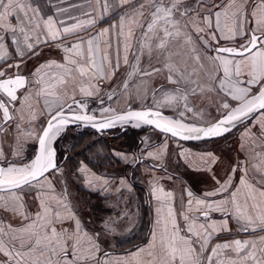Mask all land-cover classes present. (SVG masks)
<instances>
[{"label": "snow or ice", "instance_id": "obj_1", "mask_svg": "<svg viewBox=\"0 0 264 264\" xmlns=\"http://www.w3.org/2000/svg\"><path fill=\"white\" fill-rule=\"evenodd\" d=\"M46 3L48 0H0V31L5 34L0 35V60L9 56L5 43L7 34L13 38L16 54L23 58L25 50L38 55L35 48L41 42L47 43L49 38L56 41L62 35H76L96 23L95 19H90L68 25L65 20L45 13ZM96 4L105 14L111 8L109 0H96ZM126 5L130 7L110 28L86 40L81 38L70 46L65 45L63 64L49 61L40 65L33 72L32 80L18 73L8 76L6 71H0V136L15 122L17 146L11 153L13 157L20 156L22 141L26 143L32 139L38 143L34 158L20 163L8 162L0 146V193L8 196L5 199L0 195V208L24 221L19 227L11 224L5 227L0 222V264H113L111 260L98 258V237L89 236L82 229L80 220L66 202V193L60 197L42 195L55 193L47 176L60 171L53 141L68 124L79 121L103 130L135 122L136 127L153 125L173 138L200 140L222 136L252 113L260 114L258 133L246 128L242 134V141L246 137L251 140L250 153L222 183L217 180L219 187L206 192L204 197H194L190 190L187 191L189 199L186 210L181 213L186 232L181 234L177 224L170 203L173 194L154 185L153 196L159 203V237L154 231L147 248L138 249L130 258L116 264H264V235L259 240L235 239L218 243L209 251V240L217 231V225L215 222L197 223L201 217L207 221L210 213L217 212L234 219L240 231L264 233V0H118L116 6ZM12 18L16 24L11 23ZM137 29L140 31L138 37ZM113 30L118 45L114 57L109 51L111 41L101 42V37ZM133 40L135 64L131 65L129 77L152 76L164 69L169 83L185 87L158 90L163 91L162 99H157L154 92L153 107L144 110L116 113L105 108L100 119L89 115L85 111L87 103L78 100L77 93L90 97L99 91L96 81L115 74L121 64V41L123 63L128 64L127 53ZM199 49H203V54ZM144 55L149 60L155 56L159 67L140 68ZM186 58L195 64L192 71L187 70ZM181 64L185 65L183 70ZM12 67L14 65L10 64L9 68ZM53 68L57 71L45 73V69ZM123 86L127 88V79ZM26 88L28 90L21 96L17 95ZM208 92L220 97L219 118L211 123L187 122L186 113L197 115L189 103V96ZM41 99L47 119L36 130L31 128L36 119L31 101L39 103ZM17 101L19 108L15 106ZM180 101H183L180 119L163 114L162 108L174 109ZM26 108L28 120H25ZM25 123L29 125L27 130L22 127ZM244 149L242 142L241 150ZM165 150L166 144L161 152L148 151L147 155L159 160ZM208 155L214 163L215 157ZM238 170L242 174L238 184H233L232 176ZM24 188L37 189L39 210L34 215L23 211L22 198L15 194ZM211 197L220 198L208 199ZM219 229L229 230L227 219L220 223Z\"/></svg>", "mask_w": 264, "mask_h": 264}, {"label": "crops", "instance_id": "obj_2", "mask_svg": "<svg viewBox=\"0 0 264 264\" xmlns=\"http://www.w3.org/2000/svg\"><path fill=\"white\" fill-rule=\"evenodd\" d=\"M109 3L111 8L105 14L102 13L101 8L96 4V0H48V3L43 6V11L48 15H53L58 20H65L68 25L95 19V25L86 26L87 30H80L76 35H62L56 41H52L49 38L47 43L41 42L35 48V53H38V55L25 50L23 58L16 54V45L12 43L13 38L11 34H7L5 43L9 56L4 60H0V71H6L8 76H14L18 73L32 80L33 72L40 65L49 61L63 64L65 56L63 48L65 45L70 46L81 38L86 40L103 29L110 28L111 25L118 22L119 17L130 7L129 5L117 7L118 0H109ZM69 17H72V19H69ZM11 23H17L15 18L11 19ZM0 35L5 34L0 31ZM139 35L140 31L137 29L136 36L138 37ZM109 40L112 45L109 51L114 57L118 46L115 30L101 37L102 44ZM239 42L243 41L240 40ZM221 43L226 44L224 41H221ZM226 46L232 45L227 44ZM119 49L121 55L120 67L109 79L95 82L99 87V91L90 97H84L77 93L76 98L87 103L85 111L94 113V108L100 104H107L115 112L126 110L128 107H153L154 92H156L157 99H162L163 91L158 90L172 91L177 87L181 89L185 87L183 84L175 85L169 83L166 79L167 70L164 69L152 76L142 77L136 74L129 77L128 73L132 71L131 65L135 64V40H133L132 46L127 53L128 64L123 63L122 41L119 44ZM199 50L203 54V49ZM10 64L14 65V67L9 68ZM17 64L19 65L18 68L15 67ZM151 66L159 67L155 56L151 60H149L147 55L142 56L139 67L150 69ZM184 67L185 65L181 64L182 70ZM186 67L188 71H192L195 69V64L191 59L186 58ZM55 71H57L55 68L51 70L45 69V73ZM193 78L195 79L196 77ZM126 79L128 86L125 89L123 85ZM200 80L204 81L203 75L200 76ZM28 87H31V85ZM27 90L28 88L21 89L17 95L21 96ZM68 93L71 95V87H69ZM110 96L111 99H109ZM122 97L128 99H124L127 106L123 110L117 107L119 103L124 102ZM206 97L213 98L215 104L212 106V103H205L206 100L204 98ZM189 103L194 108V111H196L197 107L204 104L210 107L208 108L210 111H218L217 107L220 104V97L214 92H208L203 95L197 94L189 96ZM31 104L36 113V119L31 124V128L39 130L40 125L44 124L47 119L43 99L39 103L36 100H32ZM15 106L17 108L20 107L19 101L16 102ZM161 110L172 115L183 110V101H180L174 109L162 108ZM259 115L258 113L249 122L237 127L228 134L214 140L212 139L211 142L208 140V143L204 144L198 142L185 143L164 134L157 137L152 133L144 134L142 131L137 146L131 149L110 150V156H108L106 161L109 165L103 166L101 169L94 167L87 161H81L77 165L76 170L73 171L69 164L64 163L67 158L65 156L58 167L60 171H53L47 175L48 180L51 181L55 189V193L45 192L42 195L60 197L66 193V202L69 204L70 210L80 220L82 229L89 236L98 237L97 243L100 246V252L97 254L98 258L100 260H111L113 264H116L118 261L130 258L131 254L138 249L147 248L154 231L159 237L161 231V227L157 224L159 203L153 196L152 189L154 185L163 188L165 192L173 194L170 203L176 213L177 224L182 230L181 234L186 232L181 213L186 210L187 200L189 199L187 191L190 190L194 197L202 198L206 192L213 191L219 187L216 181L219 180L222 183L231 174V170L237 167L238 163L243 161L246 155L250 153L251 140L246 137L242 141V134L246 128L251 129L253 133H258ZM173 116L177 115L173 114ZM29 118V112L26 108L25 120ZM22 127L27 130L29 125L25 123ZM65 129L67 130L68 128ZM148 131H153V129ZM64 134L66 132H62L58 138ZM15 136V122H12L8 131L3 136H0V146L3 147V151L8 157V162L25 158L29 147L31 148L35 144L37 146L35 140L28 139L26 143L22 141L20 156L13 157L11 153L13 148L17 146ZM151 136L154 138H151ZM55 142L53 143L54 145ZM70 142L71 140H63L62 146L67 149L71 146ZM242 142L245 145L244 150H241ZM256 143L259 144V141L257 140ZM165 144L166 150L163 151L161 159L158 160L147 155L148 151H152L154 154L161 152ZM182 152L184 153L183 156L181 155ZM208 154L215 157L214 163L211 162ZM241 174L239 170L235 172L232 176L233 184H238ZM79 189H81V192ZM15 194L22 198L23 211L26 214L34 215L39 210V200L36 198L37 189L29 190L24 188L22 191L17 190ZM92 194L96 203L90 205L87 195ZM0 195L8 199L6 193H0ZM219 198L211 197L208 199ZM144 208L148 214L143 217ZM189 215H193V213H189ZM225 219L228 221V231L219 229L220 223ZM141 220H147L148 229L144 233L143 231L138 232ZM0 222L5 227L8 224L13 227H19L24 221L12 212L0 208ZM213 222L217 225V231L212 234L209 240V251L218 243L222 244L235 239L259 240V237L264 235L258 230L256 233L240 231L239 225L234 219L225 217L217 212L210 213V218L207 221L203 217L197 221L198 224L204 223L206 225ZM105 253H107V256H105Z\"/></svg>", "mask_w": 264, "mask_h": 264}, {"label": "trees", "instance_id": "obj_3", "mask_svg": "<svg viewBox=\"0 0 264 264\" xmlns=\"http://www.w3.org/2000/svg\"><path fill=\"white\" fill-rule=\"evenodd\" d=\"M143 131L142 128L135 129L131 127H116L108 132L105 133H98L92 129H83L82 132L78 133L74 136V140H71V146L65 149L62 146V141L67 139V135H62L58 140L55 142V148L57 149L58 154V162H62L65 156H67L66 162L70 165L73 171L76 170L77 165L81 161H87L88 163L92 164L94 167L101 169L103 166H108L109 164L106 163L108 160L107 158L101 157V154L96 151L97 144L104 146L107 150L108 154L112 149H124L128 148L131 149L138 145V141L140 140V133ZM91 135H90V134ZM98 136L101 140L93 141L91 137L84 138V136ZM94 149V150H93ZM107 156H110L107 155ZM103 158V159H102ZM88 201L90 205H93L94 202V195H87ZM147 211L145 208L143 209V217L147 216ZM146 222V223H145ZM138 232L143 231L146 232L148 229L147 220H141V225L138 227ZM142 239V237H141Z\"/></svg>", "mask_w": 264, "mask_h": 264}, {"label": "rangeland", "instance_id": "obj_4", "mask_svg": "<svg viewBox=\"0 0 264 264\" xmlns=\"http://www.w3.org/2000/svg\"><path fill=\"white\" fill-rule=\"evenodd\" d=\"M124 99H126V100H128L127 98H124V97H122V100H124ZM205 100H206V102L205 103H207V102H209V103H212L211 105L213 106L215 103H214V100H213V98H210V97H206V98H204ZM212 99V101L210 102V100ZM126 100H124V102H122V103H119V105L117 106L119 109H125V107L127 106L126 104H125V101ZM136 103V102H135ZM208 104V103H207ZM207 104H204L203 106H199V107H197V109H196V113H197V115H193L192 113H186V119H187V122H195V123H197V124H203V123H210L212 120H214V119H216V118H219V112L218 111H210V109H208V108H210ZM105 108H108V109H110V107L107 105V104H100L99 106H96L94 109V114H101V111H102V109H105ZM217 108H219V107H217ZM182 109V108H181ZM121 111V110H120ZM181 111H183V110H181ZM179 112L180 111H178V112H175V113H173L174 115H177V116H173V114L170 116V117H172V118H176V119H180L181 117L179 116ZM172 113V112H171ZM134 124H135V122H129V123H127V124H119L118 126L119 127H131V128H135V129H140V128H142L143 129V133L144 134H148V133H152V134H154L155 136H157V137H159L161 134H163V133H161V132H159V131H157L156 129H154V128H151V127H148V126H145L144 124H141L139 127H136V126H134ZM151 129H153V131H148V130H151ZM82 128H80V127H70V128H68L67 130L65 129V131H63V132H66V134L65 135H67V139H65V140H74V136H76L78 133H80V132H82ZM90 134V133H89ZM91 135V134H90ZM59 137V136H58ZM57 137V138H58ZM86 137H88L89 139H90V137H91V139L90 140H92L91 142H93V141H98V140H101L98 136H87V134L84 136V138H86ZM57 138L55 139V140H57ZM151 138H154V137H152L151 136ZM214 140V139H213ZM216 140H219V139H216ZM212 140H210L209 142H211ZM55 142V141H54ZM53 142V143H54ZM198 143H200V144H204V143H208V141H203V142H198ZM94 150V149H93ZM35 151H36V144L33 146V147H29V149H28V152L26 153V155H25V158H23V159H16V160H13L12 162H16V163H20V162H29L31 159H32V156H33V154L35 153ZM96 151L99 153V155L101 154V157H105V158H107L108 156L107 155H109L108 154V152H107V150L105 149V147L104 146H101L100 144H99V142H98V144H97V148H96ZM102 158V159H103ZM79 191L81 192V189H79Z\"/></svg>", "mask_w": 264, "mask_h": 264}, {"label": "water", "instance_id": "obj_5", "mask_svg": "<svg viewBox=\"0 0 264 264\" xmlns=\"http://www.w3.org/2000/svg\"><path fill=\"white\" fill-rule=\"evenodd\" d=\"M147 108H150V107H139V108L128 107L126 110L119 111V112H116V113H124V112H127L129 109H131V110H144V109H147ZM86 112H87L89 115H95L97 119H100V118H101V115H99V114H94L93 112H89V111H86ZM163 114L166 115V116H169V117L171 116V115H169V114H167V113H165V112H163ZM257 114H258V113H252V114H250L246 119H244V120L238 122L235 126L231 127L230 131L224 133L222 136H224V135L228 134L229 132L235 130L237 127H239V126H241V125H243V124L249 122V121H250L251 119H253ZM217 119H218V118H217ZM214 121H215V120H214ZM214 121H212V122H214ZM210 123H211V122H210ZM118 125H119V124H117L116 126L111 127V128H107V129H103V130H97L96 128L92 127L91 125H86V124L83 123V122H79V121H77V122H75V123H70V124H68V125L66 126V128H70V127H80V128H82V129H92V130H94V131H96V132L102 134V133L108 132V131H110V130L116 128ZM144 125H145V124H144ZM145 126H148V127H151V128L156 129L153 125H145ZM124 129H125V126H124ZM156 130L159 131V132H161L159 129H156ZM161 133H163V132H161ZM163 134H164V135H168V136H170V134H165V133H163ZM170 137H171V136H170ZM219 137H221V136H219ZM219 137H214V138H202V139H200V140H181V139H179V138H175V139H177V140H179V141H182V142H185V143H197V142H203V141L212 140V139L219 138ZM53 148H54L55 153H56V156H55L56 164H57V166L59 167V165H60L61 163L58 162L57 149L55 148V145H54V144H53ZM37 151H38V143H37V146H36L35 154L37 153ZM35 154H34V156H35ZM34 156H33V158H34ZM33 158H32V159H33ZM50 173H51V172H50ZM48 174H49V173H48ZM48 174H47V175H48Z\"/></svg>", "mask_w": 264, "mask_h": 264}, {"label": "bare ground", "instance_id": "obj_6", "mask_svg": "<svg viewBox=\"0 0 264 264\" xmlns=\"http://www.w3.org/2000/svg\"><path fill=\"white\" fill-rule=\"evenodd\" d=\"M55 141V140H54Z\"/></svg>", "mask_w": 264, "mask_h": 264}]
</instances>
